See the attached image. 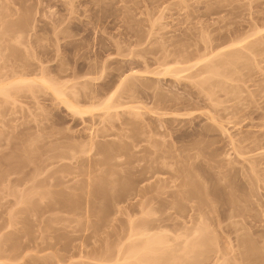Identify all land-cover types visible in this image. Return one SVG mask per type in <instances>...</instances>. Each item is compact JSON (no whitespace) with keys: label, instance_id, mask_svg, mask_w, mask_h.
Returning <instances> with one entry per match:
<instances>
[{"label":"rangeland","instance_id":"obj_1","mask_svg":"<svg viewBox=\"0 0 264 264\" xmlns=\"http://www.w3.org/2000/svg\"><path fill=\"white\" fill-rule=\"evenodd\" d=\"M217 51L242 55L202 85ZM19 75L96 107L0 94V264H141L147 233L151 264H259L264 0H0V81Z\"/></svg>","mask_w":264,"mask_h":264},{"label":"bare ground","instance_id":"obj_2","mask_svg":"<svg viewBox=\"0 0 264 264\" xmlns=\"http://www.w3.org/2000/svg\"><path fill=\"white\" fill-rule=\"evenodd\" d=\"M238 43H236V45H237ZM232 47H234V46H232ZM223 49V48H222ZM233 50L235 49V48H232ZM237 49V48H236ZM218 50H220V49H218ZM223 51V50H222ZM236 51V50H235ZM238 52H240V50L238 49L237 50ZM218 52V51H217ZM220 52V51H219ZM218 52V53H219ZM229 52V51H228ZM232 52H234V51H231V55H232V57L233 56H235V57H231L232 59H229L230 58V55H227V53H226V56H225V58H223V56L221 57V55H223L224 54V52L222 53V52H220L219 54H220V59L217 61L216 60V63L215 64H211L212 63V61H210V62H208V64L210 63V65H206L207 67H205V68H203L201 71H203L204 72V74L203 75H206V74H208L209 73V76H211V77H209L208 75V78H207V76H204V77H206V79L204 78V82H203V84L202 85H205L206 83H207V80L209 79V82L211 83V81H214V80H211V78L213 77H215V76H213L215 73H218V74H216V75H220V71L219 70H221V68H222V65L223 64H225V63H227V65L228 64H231V62H233L232 64H234V62H235V64L238 62L237 60L239 59V56H240V54L242 55V53H238V52H234V53H232ZM215 54H217L216 52H215ZM234 54H236V55H234ZM238 54H239V56H238ZM244 55V54H243ZM215 56H217V55H214V57ZM227 56H229L228 58H227ZM208 57H210V59H212V58H214L213 57V55H212V57H211V55L210 56H208ZM243 57V56H242ZM242 57H240V58H242ZM222 58H223V60H222ZM235 58V59H234ZM236 58H237V60H236ZM206 59H209V58H205V60ZM209 59V60H210ZM208 60V61H209ZM214 60V59H213ZM228 60V61H227ZM237 62H236V61ZM215 61V60H214ZM213 61V62H214ZM227 61V62H226ZM230 61V62H229ZM240 61V60H239ZM204 65V66H205ZM226 64L223 66V68L224 67H226L227 66ZM188 68H186V70H187ZM205 69V70H204ZM227 70V69H226ZM223 71V74L225 75V73L224 72H228V71ZM200 72V71H199ZM198 72V73H199ZM206 72V73H205ZM230 72V71H229ZM228 72V73H229ZM176 73V72H175ZM211 73V74H210ZM232 73V72H231ZM176 74H178V72L176 73ZM199 74H201L202 75V72L201 73H199ZM202 75V76H203ZM228 75V74H227ZM227 75H225V76H227ZM11 77V76H10ZM127 78H129V76H126ZM123 78V77H122ZM127 78H125V80L127 79ZM125 80L124 79H121V85L123 86V84H124V82H125ZM205 80H206V82H205ZM35 81L37 82V81H40L41 83H42V85H45V87L47 86V87H49V88H51L53 91H54V94L59 98V99H61V101L63 100V102H65V104H67V106L73 111V112H75V113H79V114H82V113H84V112H87V111H91L92 109H94L95 107H85V109L83 108V107H81V106H79V105H77V104H75L73 101L71 102V100H69V99H66V96L65 95H67V94H65V91H63V90H61V89H59V88H57V86H55L54 85V83H52L49 79H47L45 76H41L40 78H28V77H23V76H20L19 75V77H12V79H5V80H1L0 81V94H3V95H5L6 96V94H7V97H12L13 95H14V91H12V90H14L15 89V87H17L16 89H19V88H21V87H19V86H24L23 87V89H26V87H28L29 88V86L31 87V86H33V84L32 83H34L35 84ZM120 81V80H119ZM203 81V80H202ZM208 82V83H209ZM214 82H216V81H214ZM119 83V82H118ZM202 83V82H201ZM207 83V84H208ZM218 83V82H217ZM27 85V86H26ZM57 85V84H56ZM213 85H214V83H213ZM122 86H120L121 88H122ZM210 86V85H209ZM14 88V89H13ZM116 88V87H115ZM15 89V90H16ZM22 89V88H21ZM63 89V88H62ZM114 89V88H113ZM28 90V89H27ZM31 90H32V88H31ZM30 90V91H31ZM119 90H120V88H119ZM114 91V90H113ZM112 91V92H113ZM117 91V90H116ZM111 92V91H110ZM118 92V91H117ZM11 93V94H10ZM8 94H9V96H8ZM116 94H118V93H116ZM115 94V95H116ZM10 95H12V96H10ZM69 95V94H68ZM113 95H114V93H112L111 95H110V99L109 98H107L106 100H105V102H103V105H105L104 103H106L107 104V101H108V105H106L107 106V108H110V106H113V105H109V100H111L112 101V97H113ZM15 96V95H14ZM109 96V95H108ZM118 98V97H117ZM117 98H115V99H117ZM68 100V101H67ZM119 100V99H118ZM114 101V100H113ZM67 102V103H66ZM118 102V101H117ZM112 103V102H111ZM116 103V102H115ZM114 103V104H115ZM122 103V102H121ZM102 105V106H103ZM116 105H118V104H116ZM105 107V106H104ZM113 107H116L115 105L113 106ZM113 107H111V108H113ZM97 109V108H96ZM244 148V147H243ZM248 148V147H247ZM244 151H246L245 150V148H244V150L243 151H241V154H246V152H244ZM240 152V151H239ZM244 152V153H243ZM248 152V151H247ZM240 154V153H239ZM242 157V156H241ZM243 158H245V157H243ZM200 218V217H199ZM198 218V219H199ZM197 219V220H198ZM199 223H200V227L201 228H204L205 227V225L207 224V220L206 219H200L199 221H198ZM198 223V224H199ZM145 231V230H144ZM141 233V232H140ZM144 233H147V232H143V233H141V234H143L144 235ZM228 234H230V232H228ZM147 235V237H148V242H147V244H146V246H143L142 248L144 249L145 248V251L144 250H142V248H136V247H132L131 249H130V252H133V258L134 259H136V260H138L141 264H149L150 262H149V260H148V258L145 260V258H141V254H142V252L144 251L145 253H148V254H150L149 252H151V253H155L157 250H160V248H159V245L160 244H162L163 243V241H162V238L160 239V237H159V239L162 241H160L158 238L157 239H155L154 240V236H149V234L147 233V234H145V236ZM231 245V244H230ZM136 248V249H135ZM142 251H141V250ZM148 249V251L149 252H147L146 250ZM232 251H234V248H232V250H231V252ZM206 254V253H205ZM205 254L203 255L204 256V259H207V260H209V256L207 255V257L205 256ZM206 257V258H205ZM216 259L215 260H213V261H211L210 263H208V264H231V263H227L226 262V260H225V258H224V256H216L215 257ZM257 260L259 259H261L260 260V262H258L259 264L261 263V264H264V257L263 256H259V257H257L256 258ZM256 259H254L255 261H253V262H257L256 261ZM251 263H252V261H251ZM251 263H249V264H251ZM151 264V263H150Z\"/></svg>","mask_w":264,"mask_h":264}]
</instances>
